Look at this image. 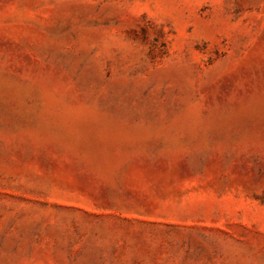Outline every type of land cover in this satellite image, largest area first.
<instances>
[{"label":"rangeland","instance_id":"1","mask_svg":"<svg viewBox=\"0 0 264 264\" xmlns=\"http://www.w3.org/2000/svg\"><path fill=\"white\" fill-rule=\"evenodd\" d=\"M0 264H264V0H0Z\"/></svg>","mask_w":264,"mask_h":264}]
</instances>
